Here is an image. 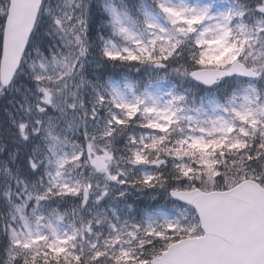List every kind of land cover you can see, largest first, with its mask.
<instances>
[{
  "label": "snow or ice",
  "instance_id": "6c2138e0",
  "mask_svg": "<svg viewBox=\"0 0 264 264\" xmlns=\"http://www.w3.org/2000/svg\"><path fill=\"white\" fill-rule=\"evenodd\" d=\"M0 264H264V0H0Z\"/></svg>",
  "mask_w": 264,
  "mask_h": 264
}]
</instances>
